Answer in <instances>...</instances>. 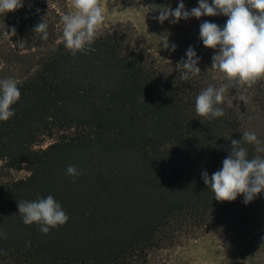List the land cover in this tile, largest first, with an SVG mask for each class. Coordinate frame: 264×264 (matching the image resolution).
Returning a JSON list of instances; mask_svg holds the SVG:
<instances>
[{
	"label": "trees",
	"instance_id": "16d2710c",
	"mask_svg": "<svg viewBox=\"0 0 264 264\" xmlns=\"http://www.w3.org/2000/svg\"><path fill=\"white\" fill-rule=\"evenodd\" d=\"M62 2L25 0L0 16V46L8 45L7 54L0 49V65L7 56L44 51L18 85L15 115L0 122L1 170L28 173L4 181L0 170V264H148L153 252L183 236L225 223L254 234L243 261L264 264V195L247 205L242 195L216 201L201 179V172L211 176L222 166L230 140L243 133L226 100L219 118L194 110L200 91L220 85L199 24L222 26L227 18L179 21L190 33L184 53L191 46L201 70L181 80L170 64L137 50L122 29L99 32L90 50L72 55L62 42ZM157 2L164 10L177 6ZM183 3L186 10L197 6ZM40 20L48 24L46 39L32 31ZM256 93L264 103V89ZM242 146L249 158L257 155L253 145ZM69 165L80 175H66ZM37 193L52 195L69 217L47 235L35 223L24 225L17 210V202Z\"/></svg>",
	"mask_w": 264,
	"mask_h": 264
},
{
	"label": "clouds",
	"instance_id": "9594fccd",
	"mask_svg": "<svg viewBox=\"0 0 264 264\" xmlns=\"http://www.w3.org/2000/svg\"><path fill=\"white\" fill-rule=\"evenodd\" d=\"M24 3L25 0H0V16L19 10ZM71 9L61 16L62 42L75 55L91 49L105 16L100 0H71ZM218 15L227 18L222 26L205 20L198 28V39L202 45L214 50L210 67L226 81L218 87L209 84L195 97V113L209 120L224 115L223 108L218 105L223 103L229 85L236 89L240 85L251 87L264 78V0H197V6L188 10L183 0H177L174 9L162 10L156 17L159 23L169 20V17L170 23H177L190 18ZM32 31L46 39L48 24L40 20ZM9 32L14 34L15 29ZM163 48L171 53L176 45L170 46L167 36H164ZM199 60L196 51L189 46L175 66L181 80L201 73ZM20 95L15 79H0V122H7L15 115L12 106L19 101ZM230 144L231 149L223 159L222 166L211 176L206 171L201 172V179L216 201L232 202L242 195V202L247 205L258 194H264V155L249 158L248 150L242 144L253 145L257 153L264 154V142L255 132L244 131L239 140L231 139ZM65 171L68 176L80 175L72 165L67 166ZM17 210L24 225L35 223L44 235L51 229L63 226L69 219L52 195L41 197L37 193L33 200L17 202ZM0 236H3L2 232Z\"/></svg>",
	"mask_w": 264,
	"mask_h": 264
},
{
	"label": "rangeland",
	"instance_id": "374dc122",
	"mask_svg": "<svg viewBox=\"0 0 264 264\" xmlns=\"http://www.w3.org/2000/svg\"><path fill=\"white\" fill-rule=\"evenodd\" d=\"M100 4L105 20L99 32L125 30L137 50L149 52L158 62L168 63L176 70V63L183 57L185 44L190 38L186 25L181 22L170 23L171 17L159 23L156 17L164 9L159 7L157 0H100ZM60 11L62 15L72 11L71 0H63ZM164 36H167L170 46L176 45L174 52L169 53L163 48ZM7 47L1 44L0 49L7 54ZM43 53V50H33L17 57L7 56L0 65V79L12 78L19 85L32 73ZM217 77L220 84L226 83L218 72ZM261 89H264V78L257 80L251 87L240 85L236 89L229 85L224 100L236 109L243 132L253 131L264 142V103L256 99V91ZM55 139L57 137L45 140L35 148H45ZM2 166L0 162V170ZM1 171L4 181H16L28 176L26 171ZM253 235L229 223L200 228L166 249L153 252L148 264H248L249 261H243L242 253Z\"/></svg>",
	"mask_w": 264,
	"mask_h": 264
}]
</instances>
